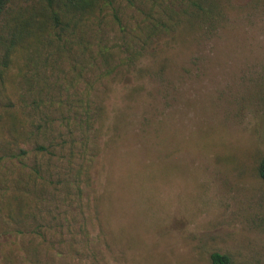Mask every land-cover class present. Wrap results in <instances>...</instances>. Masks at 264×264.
Here are the masks:
<instances>
[{
    "label": "rangeland",
    "instance_id": "rangeland-1",
    "mask_svg": "<svg viewBox=\"0 0 264 264\" xmlns=\"http://www.w3.org/2000/svg\"><path fill=\"white\" fill-rule=\"evenodd\" d=\"M78 1L0 16V264H264V0Z\"/></svg>",
    "mask_w": 264,
    "mask_h": 264
},
{
    "label": "trees",
    "instance_id": "trees-1",
    "mask_svg": "<svg viewBox=\"0 0 264 264\" xmlns=\"http://www.w3.org/2000/svg\"><path fill=\"white\" fill-rule=\"evenodd\" d=\"M12 0H0V16L5 12L7 6ZM52 1V0H48ZM207 0H205L206 2ZM92 1L91 0H80L77 3H73L71 5V9H74L75 13H78L79 15L83 16L84 14H87V11L92 7ZM193 6L198 8L199 12L196 11V14H194L195 19H205L209 20L210 17H212L218 9L217 3H212V1H208L207 6L205 9L202 8V6H198L197 2L193 3ZM90 7V8H89ZM91 10V9H90ZM102 50V49H101ZM141 50H144V46H141L139 50H134L136 53L141 54ZM131 57V58H130ZM130 59L132 60V56L130 55ZM88 120L85 122L86 125ZM89 127V126H87ZM258 175L260 179L264 182V155L260 160V163L258 165ZM210 260L212 264H231V260L227 255H222L218 253H213L210 256Z\"/></svg>",
    "mask_w": 264,
    "mask_h": 264
}]
</instances>
